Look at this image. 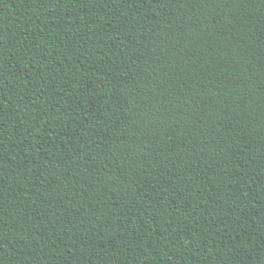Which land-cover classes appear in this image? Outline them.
Segmentation results:
<instances>
[{
    "label": "trees",
    "instance_id": "16d2710c",
    "mask_svg": "<svg viewBox=\"0 0 264 264\" xmlns=\"http://www.w3.org/2000/svg\"><path fill=\"white\" fill-rule=\"evenodd\" d=\"M0 264H264V0H0Z\"/></svg>",
    "mask_w": 264,
    "mask_h": 264
}]
</instances>
